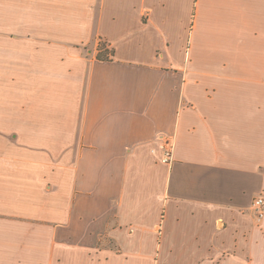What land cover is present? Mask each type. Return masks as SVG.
Returning <instances> with one entry per match:
<instances>
[{"label": "crops", "instance_id": "crops-1", "mask_svg": "<svg viewBox=\"0 0 264 264\" xmlns=\"http://www.w3.org/2000/svg\"><path fill=\"white\" fill-rule=\"evenodd\" d=\"M259 195L264 0H0V264H264Z\"/></svg>", "mask_w": 264, "mask_h": 264}, {"label": "built area", "instance_id": "built-area-1", "mask_svg": "<svg viewBox=\"0 0 264 264\" xmlns=\"http://www.w3.org/2000/svg\"><path fill=\"white\" fill-rule=\"evenodd\" d=\"M161 162L163 164L171 163V147H164ZM250 212L253 214L257 223H261L264 220V197L262 195L253 199Z\"/></svg>", "mask_w": 264, "mask_h": 264}, {"label": "trees", "instance_id": "trees-1", "mask_svg": "<svg viewBox=\"0 0 264 264\" xmlns=\"http://www.w3.org/2000/svg\"><path fill=\"white\" fill-rule=\"evenodd\" d=\"M106 51L104 49H100L99 53H98V58H102V55L105 56Z\"/></svg>", "mask_w": 264, "mask_h": 264}, {"label": "rangeland", "instance_id": "rangeland-1", "mask_svg": "<svg viewBox=\"0 0 264 264\" xmlns=\"http://www.w3.org/2000/svg\"><path fill=\"white\" fill-rule=\"evenodd\" d=\"M98 49L99 50L100 49H104L106 51V49H105V47H104V45L102 43H99ZM102 58H104V55H102Z\"/></svg>", "mask_w": 264, "mask_h": 264}]
</instances>
